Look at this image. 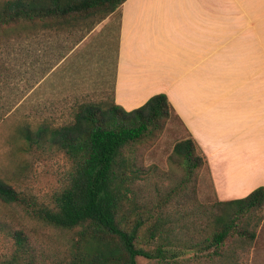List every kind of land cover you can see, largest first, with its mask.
Instances as JSON below:
<instances>
[{
    "label": "rangeland",
    "instance_id": "rangeland-1",
    "mask_svg": "<svg viewBox=\"0 0 264 264\" xmlns=\"http://www.w3.org/2000/svg\"><path fill=\"white\" fill-rule=\"evenodd\" d=\"M6 1L0 0V9ZM207 13L216 15L222 28V74H238L241 79L264 72V0H207ZM105 18L97 15L65 31L52 19L0 25V178L42 205L55 207L71 163L60 151L29 150L22 131L69 124L83 103L104 108L112 102L119 14L103 22ZM90 74L95 91L88 82ZM175 115L153 141L140 146L138 165L145 173L136 185L142 204L172 217L173 247L179 255L175 263L264 264L261 208L236 217V230L247 234L235 233L225 245L211 246L220 228L216 217L234 209L218 206L207 167L195 182L180 188L185 170L170 156L189 134ZM0 222L7 226L0 231V263L16 247L8 232L20 230L27 237L28 251L19 254L23 263L66 264L74 256L78 230L59 229L1 200ZM138 264L162 263L138 258Z\"/></svg>",
    "mask_w": 264,
    "mask_h": 264
},
{
    "label": "trees",
    "instance_id": "trees-1",
    "mask_svg": "<svg viewBox=\"0 0 264 264\" xmlns=\"http://www.w3.org/2000/svg\"><path fill=\"white\" fill-rule=\"evenodd\" d=\"M126 1L8 0L0 9V25L52 19L58 29L65 31L91 17L120 12ZM111 101L104 108L99 103L80 104L69 124L22 131L29 150L60 151L71 163L67 185L56 194L55 207L38 203L2 178L0 200L21 206L28 216L59 229L78 230L74 256L66 264H138V258L176 264L179 255L173 247L172 217L142 204L136 189L145 173L138 165L140 146L163 131L174 109L165 94L153 96L131 112ZM170 160L185 170L180 188L195 182L198 173L207 167L205 156L190 135L175 144ZM217 204L234 210L216 217L220 228L211 246H223L232 235L247 234L236 230V217L264 209V187L244 199ZM5 228L0 222V231ZM7 236L13 237L16 247L13 255L0 264H27L19 256L28 251L26 235L20 230ZM250 237L254 239L255 234Z\"/></svg>",
    "mask_w": 264,
    "mask_h": 264
},
{
    "label": "crops",
    "instance_id": "crops-1",
    "mask_svg": "<svg viewBox=\"0 0 264 264\" xmlns=\"http://www.w3.org/2000/svg\"><path fill=\"white\" fill-rule=\"evenodd\" d=\"M114 13V103L131 112L167 95L206 158L218 202L264 187V72L222 74V28L207 0H127ZM74 84L78 91L79 80ZM262 229L264 235V209Z\"/></svg>",
    "mask_w": 264,
    "mask_h": 264
}]
</instances>
